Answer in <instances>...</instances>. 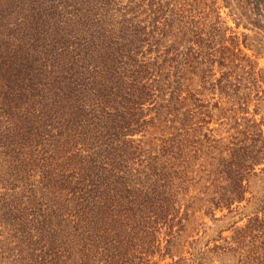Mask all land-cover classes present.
<instances>
[{
  "label": "trees",
  "instance_id": "1",
  "mask_svg": "<svg viewBox=\"0 0 264 264\" xmlns=\"http://www.w3.org/2000/svg\"><path fill=\"white\" fill-rule=\"evenodd\" d=\"M15 4L0 264H264V0Z\"/></svg>",
  "mask_w": 264,
  "mask_h": 264
},
{
  "label": "rangeland",
  "instance_id": "2",
  "mask_svg": "<svg viewBox=\"0 0 264 264\" xmlns=\"http://www.w3.org/2000/svg\"><path fill=\"white\" fill-rule=\"evenodd\" d=\"M59 2L60 0H0V33L5 30L7 25L8 28L11 29V19L12 17L14 18V14L12 13V10L15 9L14 3L20 4L19 9L15 11L16 16L27 17L28 19L31 16L32 11H39L44 19L48 20V22L50 23V28L48 30H51L53 19L62 12L58 7H52L58 6ZM37 5L39 9L37 8Z\"/></svg>",
  "mask_w": 264,
  "mask_h": 264
}]
</instances>
